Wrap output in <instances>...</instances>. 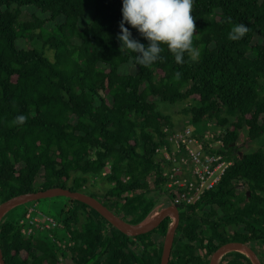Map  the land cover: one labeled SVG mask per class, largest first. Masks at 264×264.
I'll return each mask as SVG.
<instances>
[{
    "label": "trees",
    "instance_id": "obj_1",
    "mask_svg": "<svg viewBox=\"0 0 264 264\" xmlns=\"http://www.w3.org/2000/svg\"><path fill=\"white\" fill-rule=\"evenodd\" d=\"M26 7L49 18L25 19ZM90 10L91 23L81 27ZM192 14L197 59L185 54L177 63L162 45L163 59L141 67L117 39L122 0H0V204L62 187L100 196L129 223L144 222L162 197L158 137L174 124L157 101L191 102L185 112L194 122L231 125L226 145L235 162L198 205L179 207L170 264H210L229 242L257 252L264 245V0H194ZM236 24L248 32L232 41L228 34ZM125 26L147 46L136 29ZM20 39L41 40L53 57L20 48ZM19 115L26 117L23 124L15 123ZM243 129L246 143L262 139L258 149L242 151ZM108 162L112 172L103 177ZM101 181L106 191L97 192ZM64 198L61 223L73 240L68 252L48 231L24 235L22 217L11 216L17 206L0 224L7 264L162 263L170 217L155 230L132 236L86 203ZM223 263L253 264L238 251Z\"/></svg>",
    "mask_w": 264,
    "mask_h": 264
},
{
    "label": "built area",
    "instance_id": "obj_2",
    "mask_svg": "<svg viewBox=\"0 0 264 264\" xmlns=\"http://www.w3.org/2000/svg\"><path fill=\"white\" fill-rule=\"evenodd\" d=\"M187 116L179 124L164 126L158 137L156 155L164 178L161 190L164 200L158 203L147 219L156 209L159 208L161 212L168 202L183 209L198 205L208 192L219 186L226 171L235 162V154L228 153L226 145L230 124H222L215 119L197 123L193 121V115ZM111 172L112 163L108 162L102 175L106 177ZM168 191L172 197L167 195ZM170 219L171 226L174 215ZM19 225L27 236L48 231L52 239L67 252L73 245L70 232L66 233L65 238L56 237L52 232L58 228L65 229L64 223L43 215L36 205L28 209L19 220Z\"/></svg>",
    "mask_w": 264,
    "mask_h": 264
},
{
    "label": "clouds",
    "instance_id": "obj_3",
    "mask_svg": "<svg viewBox=\"0 0 264 264\" xmlns=\"http://www.w3.org/2000/svg\"><path fill=\"white\" fill-rule=\"evenodd\" d=\"M194 0H122V20L120 33L121 50L135 53L137 66L147 67L162 60V45H166L177 63H183L185 54L196 60L199 53L193 47V37L197 34V26L192 14ZM132 28L148 41L147 46L133 38ZM248 28L244 24H236L231 28L228 39H242ZM24 115L16 117L15 123L23 124Z\"/></svg>",
    "mask_w": 264,
    "mask_h": 264
},
{
    "label": "water",
    "instance_id": "obj_4",
    "mask_svg": "<svg viewBox=\"0 0 264 264\" xmlns=\"http://www.w3.org/2000/svg\"><path fill=\"white\" fill-rule=\"evenodd\" d=\"M241 156H243V152L241 153ZM59 196L69 197L86 203L90 207L97 210L102 216H104L120 231L132 236L147 234L158 228L161 225V223L164 220H166L168 217L174 215L175 220L173 224L170 226L165 238L164 251H163L162 263H161V264H170L172 252L174 248V242L176 239V233L181 220L180 210L172 202H168L167 206L163 210H161L160 215L157 218L151 221H148V219H146L144 222L139 224H132L122 219L117 213H115L113 210L107 207L100 199L96 197H93L84 192L72 191L67 188L56 187L48 190H41L37 192L20 194L1 203L0 224L3 218L7 215V213L17 206H20L22 204H27L30 202H35L44 198L59 197ZM236 249H241L247 252L248 254L247 256L252 260L253 264H263L257 252L254 249H252L249 245L242 242H229L223 245L222 247H220L213 254L210 264H219L220 259L224 255ZM0 264H7L5 261L3 250L1 248V244H0Z\"/></svg>",
    "mask_w": 264,
    "mask_h": 264
},
{
    "label": "rangeland",
    "instance_id": "obj_5",
    "mask_svg": "<svg viewBox=\"0 0 264 264\" xmlns=\"http://www.w3.org/2000/svg\"><path fill=\"white\" fill-rule=\"evenodd\" d=\"M25 12L24 14V18L25 19H29L31 18L32 15H38L41 18L44 19H48L49 18V14H44L41 11H39L38 9L34 8V7H26L23 10ZM93 10H90L87 14V17L85 16L83 18V20L80 23L81 27H85L88 24L91 23L92 20V13ZM62 20L59 19V22H61ZM54 24L53 23H49V27H52ZM134 37V36H133ZM18 46L20 48H38L39 50L42 51H46L47 54L51 57H53V52L50 49H46L43 42L39 39H20L18 41ZM126 70L128 72H134L135 68L133 66H128L126 68ZM159 103H157L158 109L166 116H171L172 117V121L174 123H181L183 122L182 120L186 119L188 116V113L185 112L186 107L191 103V102H183V103H179V104H171V103H167V102H160L157 101ZM192 116V115H191ZM246 129H243V131L241 132V138L240 141L238 142L239 144L244 143L246 144L245 147L242 148L243 152H252L256 149L259 148L261 141L259 142H251V143H246ZM95 190L97 192L99 191H106L105 185H104V181H101L100 184L98 186L95 187ZM99 199H102L100 196H98ZM159 201H163L164 198L160 197L158 198ZM67 200L64 197H51V198H44L35 202H30L27 203L25 205H21L19 207H17L16 209H14L11 213V216H13V218L19 219L21 217H24V214H26V212L28 211L29 208L33 207L34 205H36V208L39 212H41L43 215L46 216H50L55 218L57 221L62 222L64 220L65 214L63 212V210L66 207V202ZM54 233V236L56 237H62L65 235L66 230L62 229V228H58L52 231ZM49 233V232H48ZM50 234V233H49ZM66 236V235H65ZM257 252L260 253L261 256H264V245L259 244L257 246Z\"/></svg>",
    "mask_w": 264,
    "mask_h": 264
},
{
    "label": "bare ground",
    "instance_id": "obj_6",
    "mask_svg": "<svg viewBox=\"0 0 264 264\" xmlns=\"http://www.w3.org/2000/svg\"><path fill=\"white\" fill-rule=\"evenodd\" d=\"M159 215H160V210L158 208V209H156L154 211V213L151 215V217L148 219V221H151V220L157 218ZM233 251H238V252H241V253H244V254L248 255L247 252H245L244 250H241V249H236V250H233Z\"/></svg>",
    "mask_w": 264,
    "mask_h": 264
},
{
    "label": "flooded vegetation",
    "instance_id": "obj_7",
    "mask_svg": "<svg viewBox=\"0 0 264 264\" xmlns=\"http://www.w3.org/2000/svg\"><path fill=\"white\" fill-rule=\"evenodd\" d=\"M227 255V254H226ZM226 255H224L221 259H220V263L219 264H225V263H223V258L226 256ZM172 258V257H171Z\"/></svg>",
    "mask_w": 264,
    "mask_h": 264
}]
</instances>
